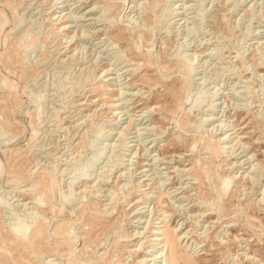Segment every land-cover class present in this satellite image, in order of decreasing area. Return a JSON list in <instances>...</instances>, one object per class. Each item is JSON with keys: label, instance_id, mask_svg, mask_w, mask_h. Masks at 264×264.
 I'll return each instance as SVG.
<instances>
[{"label": "rangeland", "instance_id": "obj_1", "mask_svg": "<svg viewBox=\"0 0 264 264\" xmlns=\"http://www.w3.org/2000/svg\"><path fill=\"white\" fill-rule=\"evenodd\" d=\"M172 253L264 264V0H0V264Z\"/></svg>", "mask_w": 264, "mask_h": 264}, {"label": "bare ground", "instance_id": "obj_2", "mask_svg": "<svg viewBox=\"0 0 264 264\" xmlns=\"http://www.w3.org/2000/svg\"><path fill=\"white\" fill-rule=\"evenodd\" d=\"M3 26V25H2ZM5 83V82H4ZM6 85V83L4 84V86ZM9 85V84H8ZM10 87V86H9ZM12 88V87H11ZM98 158V157H97ZM36 184H34V185H32V186H35ZM50 186V185H49ZM229 190V184L228 183H224L223 184V187L221 188V191H219L220 192V194H219V197H222V196H224L226 193H227V191ZM37 199V198H36ZM35 202H36V200H35ZM40 201H38V203H39ZM60 205H62V204H60ZM33 228V227H32ZM31 228L30 227H20V228H18V227H14V229H12L11 230V236H12V239L13 240H16V241H18V242H20L21 243V246L22 245H27L28 243H30L31 241L30 240H39V237H40V235L38 234V232H35V231H33V229L32 230H30ZM59 232V231H58ZM64 235V234H63ZM67 235V234H66ZM34 240V241H35ZM36 242V241H35ZM38 242V241H37ZM168 242V241H167ZM38 244V243H37ZM170 244V243H169ZM165 245H166V243H165ZM30 249H31V251H32V248L31 247H29ZM28 248V249H29ZM174 248H175V243H173L172 241H171V244H170V246H169V249L171 250V251H173L174 250ZM34 250V249H33ZM36 250H37V248H36ZM36 252V251H35ZM171 253V252H170ZM31 254V253H30ZM177 255H179V254H177ZM185 255V254H184ZM171 256V258H172V260L174 261V264H177L178 262H180V261H187V258L185 257V256H179V257H177V256H175V254L174 253H172V255H170ZM176 262V263H175ZM181 263V262H180ZM190 264V263H189Z\"/></svg>", "mask_w": 264, "mask_h": 264}]
</instances>
